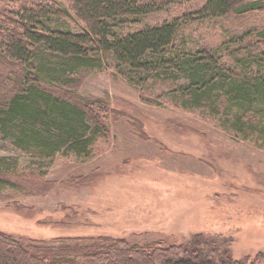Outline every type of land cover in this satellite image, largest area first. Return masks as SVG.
<instances>
[{
	"label": "rangeland",
	"instance_id": "rangeland-1",
	"mask_svg": "<svg viewBox=\"0 0 264 264\" xmlns=\"http://www.w3.org/2000/svg\"><path fill=\"white\" fill-rule=\"evenodd\" d=\"M46 1L72 7V0H36ZM156 1L158 12L124 32L180 19L208 0ZM70 15L65 23L82 32L84 24L72 10ZM262 28L264 11L230 14L188 24L179 41L214 50ZM73 79L68 87L44 88L76 105L89 103L105 130L87 159H40L0 139V158L18 165L7 178L15 187L0 192V233L25 245L108 237L180 252L191 242L194 251L204 249L202 256L214 251L220 263L264 264V143L235 138L200 111L176 106L167 96L172 85L134 86L111 60L105 69L82 70ZM16 86L1 79L0 99Z\"/></svg>",
	"mask_w": 264,
	"mask_h": 264
},
{
	"label": "trees",
	"instance_id": "trees-1",
	"mask_svg": "<svg viewBox=\"0 0 264 264\" xmlns=\"http://www.w3.org/2000/svg\"><path fill=\"white\" fill-rule=\"evenodd\" d=\"M0 4V78L17 85L0 99V139L16 149L40 159L89 158L104 129L90 104L76 105L44 87H68L79 71L103 70L110 60L134 86L172 85L167 96L176 106L200 111L235 138L264 143V28L214 50L179 41L192 22L264 11L263 0H208L195 13L128 32V24L160 10L156 0H72L71 10L85 26L77 33L65 23L71 10L54 1ZM253 39L256 44L249 43ZM17 169L15 159L0 158V192L15 187L7 178ZM187 246L177 252L108 237L25 245L0 233V264H224L214 251L202 256L204 249Z\"/></svg>",
	"mask_w": 264,
	"mask_h": 264
}]
</instances>
